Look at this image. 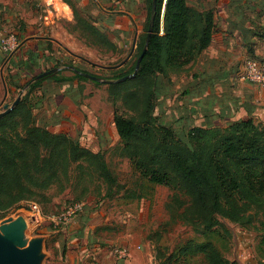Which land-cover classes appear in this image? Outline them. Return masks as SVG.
Instances as JSON below:
<instances>
[{"label":"rangeland","instance_id":"rangeland-1","mask_svg":"<svg viewBox=\"0 0 264 264\" xmlns=\"http://www.w3.org/2000/svg\"><path fill=\"white\" fill-rule=\"evenodd\" d=\"M62 10L70 19L56 17L53 12L47 13L49 18L45 20L39 3L33 9L15 10L16 17L8 22L0 18V113L18 97L19 102L24 99L36 126L77 142L93 153L99 152L112 182L93 172L85 162L64 166L60 162L59 172H64L58 181L45 191L33 189V195L16 207L0 211V223L26 215L28 236L46 239L44 264H62L66 244H76L87 251L98 248L89 255L99 259L98 263L90 259L89 264H116L119 260L113 254L115 248H125L133 264H157V256L177 252L188 240L212 242L230 263L264 264V214L247 224L216 217L213 232L204 234L183 217L186 205H179L187 203L188 198L182 192L151 184L135 170L123 152L112 119L114 112L125 118H138L145 107L133 102L126 106L122 96L111 103L107 101L108 85L88 79L56 82L49 78L30 88L36 76L53 68H61L58 75L63 77H73V71L66 69L72 66L107 79L112 78L113 70L124 60L127 59L128 68L136 59L138 38L123 45L121 39H113L115 30L105 20L102 31L117 45V52H110L109 48L110 51H100L86 44L82 35L80 38L73 30L71 10L65 6ZM45 21L48 25H44ZM33 35L57 40L51 43V51L37 50L36 37L33 41L25 40ZM164 82L159 76L155 79L157 99L152 115L168 125L176 121L159 107L158 94ZM173 127L176 133L185 129L176 130L177 124ZM185 133L186 130L179 136L184 137ZM74 203L82 204L83 210L67 225L55 227L48 220L50 215ZM203 262L200 256H193L174 258L171 264Z\"/></svg>","mask_w":264,"mask_h":264},{"label":"trees","instance_id":"trees-1","mask_svg":"<svg viewBox=\"0 0 264 264\" xmlns=\"http://www.w3.org/2000/svg\"><path fill=\"white\" fill-rule=\"evenodd\" d=\"M62 1L74 17L73 30L80 38L82 35L86 44L100 51L117 52V45L102 31L105 19L102 13L94 16L77 8L71 0ZM151 7L149 0L143 32L136 43V59L128 68L124 63L114 69L112 78L106 80H117L134 72L144 48ZM214 29V13L210 10L191 7L186 0H155L152 33L137 75L108 85L107 92L111 103L122 96L126 106L133 102L145 107L138 118L113 114L112 123L123 143V152L149 183L170 186L188 198L187 203L179 205H186L182 215L204 234L213 232L216 217L247 224L264 214V124L248 118L223 128L193 127L180 137L181 133L152 115V105L157 99L156 77L170 83L171 75L193 64L209 46ZM37 39V50H52L51 41ZM73 73V77H63L58 72L33 82L30 88L49 78L56 82L87 80ZM80 161L112 182L99 152L93 153L77 142L36 126L28 104L22 99L0 118V211L16 207L33 195V189L45 191L54 185L64 172H59L60 162L64 166ZM193 256H200L203 264H235L212 242L194 240H188L169 256H157V264H171L174 258Z\"/></svg>","mask_w":264,"mask_h":264},{"label":"crops","instance_id":"crops-1","mask_svg":"<svg viewBox=\"0 0 264 264\" xmlns=\"http://www.w3.org/2000/svg\"><path fill=\"white\" fill-rule=\"evenodd\" d=\"M71 1L77 8L87 10L94 16L102 13L105 18L102 25L106 26L104 22L108 20L115 30L113 39H121L123 45H126L129 40L134 42L138 38L146 19L149 0ZM186 2L201 11H212L215 29L209 46L197 60L181 73L171 75L170 83H162L158 95L159 107L161 111L164 110L165 115L172 116V120L176 121L168 125L173 127L177 124L176 130L185 128L177 131L182 133L193 127L223 128L248 118L264 124V86L245 83L239 79L247 60L264 56V0ZM37 3L45 12V20L49 18L47 13L54 14L44 7L42 0H0V18L8 22L16 17L15 10L33 9L37 7ZM72 16L70 13V17ZM60 17L70 19L67 16ZM44 25H48V22L45 21ZM35 37L27 36L25 40L30 41ZM46 39L55 43L57 40L51 37ZM126 61L127 59L117 67H121ZM66 245L62 264H89L87 260L90 259L98 263L99 259L89 258L98 248L87 251L85 247H78L76 244ZM130 257L132 256L128 253L127 259H118L115 263L133 264Z\"/></svg>","mask_w":264,"mask_h":264},{"label":"water","instance_id":"water-1","mask_svg":"<svg viewBox=\"0 0 264 264\" xmlns=\"http://www.w3.org/2000/svg\"><path fill=\"white\" fill-rule=\"evenodd\" d=\"M154 12L155 0H152V14L149 21L144 48L141 55L136 61L135 70L132 74L124 76L117 80H106L87 73L80 72L73 67L68 66L66 67V69L72 70L88 80L106 85L121 83L123 81L134 78L137 75L139 64L147 50L148 41L152 33ZM60 71L61 68H53L51 70L45 71L39 74L35 79H33L31 83L42 78L53 77ZM19 100L20 97H18L9 108L5 106V110L0 113V118L11 112L12 109L17 105ZM27 229V219L20 214L15 218H9L0 223V264H44V260L46 258V254L44 252V244L46 239L44 236H35L30 238L27 235Z\"/></svg>","mask_w":264,"mask_h":264},{"label":"built area","instance_id":"built-area-1","mask_svg":"<svg viewBox=\"0 0 264 264\" xmlns=\"http://www.w3.org/2000/svg\"><path fill=\"white\" fill-rule=\"evenodd\" d=\"M42 4L49 12H54L60 16H66L62 10L64 6L67 7L70 12L69 7L62 0H42ZM239 79L245 83L264 86V57L260 60H247L243 66ZM82 210V204H70L60 213L50 215L48 220L53 223L55 227L59 225H67L73 218L78 216ZM113 254H115L118 259L122 260H125L128 257V252L125 248H115Z\"/></svg>","mask_w":264,"mask_h":264},{"label":"bare ground","instance_id":"bare-ground-1","mask_svg":"<svg viewBox=\"0 0 264 264\" xmlns=\"http://www.w3.org/2000/svg\"><path fill=\"white\" fill-rule=\"evenodd\" d=\"M22 216H24L25 218L27 217L26 215L20 214ZM27 219V218H26ZM27 223H29V220L27 219ZM28 235V234H27Z\"/></svg>","mask_w":264,"mask_h":264}]
</instances>
